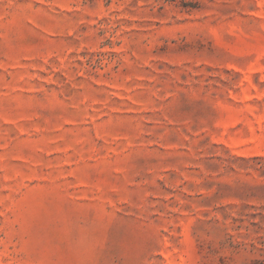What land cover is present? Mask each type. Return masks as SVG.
Masks as SVG:
<instances>
[{"label":"rangeland","instance_id":"rangeland-1","mask_svg":"<svg viewBox=\"0 0 264 264\" xmlns=\"http://www.w3.org/2000/svg\"><path fill=\"white\" fill-rule=\"evenodd\" d=\"M0 264H264V0H0Z\"/></svg>","mask_w":264,"mask_h":264}]
</instances>
